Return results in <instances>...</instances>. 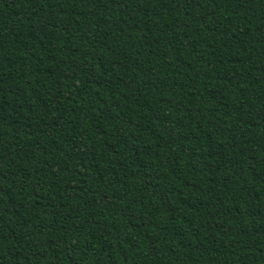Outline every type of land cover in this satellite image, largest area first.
Returning <instances> with one entry per match:
<instances>
[{"label": "trees", "instance_id": "16d2710c", "mask_svg": "<svg viewBox=\"0 0 264 264\" xmlns=\"http://www.w3.org/2000/svg\"><path fill=\"white\" fill-rule=\"evenodd\" d=\"M0 264H264V0H0Z\"/></svg>", "mask_w": 264, "mask_h": 264}]
</instances>
